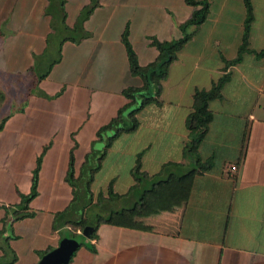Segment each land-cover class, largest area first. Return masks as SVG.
I'll return each mask as SVG.
<instances>
[{"label":"crops","instance_id":"obj_1","mask_svg":"<svg viewBox=\"0 0 264 264\" xmlns=\"http://www.w3.org/2000/svg\"><path fill=\"white\" fill-rule=\"evenodd\" d=\"M208 1L206 20L178 52L161 83L160 104L142 107L136 113L137 128L120 133L108 146L114 129L99 130L121 108L126 114L136 105L122 90L143 83L130 73L121 41L123 29L128 25L129 41L143 66L157 56L149 37L178 38L179 24L190 17L193 7L184 0H99L83 23L88 35L78 41L61 40L57 59L39 79L45 93L24 99L0 121L1 125L4 119L0 127L1 262L8 264L12 257L3 256L5 238L16 255L12 264H37L46 251L68 237L67 221L78 219L85 210L87 226L93 229L97 208L86 209L84 188L89 171L98 164L89 184L94 195L105 192L109 183L114 192L125 194L134 184L131 169L138 154L141 169L150 175L165 163L179 164L172 168L178 175L192 169L194 157L184 149L189 142L186 118L192 111L193 92L209 89L228 73L221 97L209 102L212 118L196 152L201 161L211 162L210 168L185 183L186 196L145 214L140 226L103 223L95 238L76 231L79 246L68 264H264V55L256 53L264 48V0L258 7L251 0L249 51L227 68L225 61L236 57L241 44L244 3ZM88 2L65 0L67 28L74 26ZM47 5L48 0H40L31 15L38 29L36 15L45 18L40 26L48 34ZM70 5L74 13L68 25ZM30 29L17 36L13 50L29 71L33 60L45 55L47 39V34L42 37L41 31ZM113 153L116 169L122 158L129 159L128 179L122 183L120 175L113 173L95 190L102 164ZM24 156H29L26 165ZM39 156L37 194L27 208L31 214L14 219L12 210L5 208L15 209L19 194L30 192ZM71 156L74 176L68 179ZM230 164L237 165L235 174L228 170Z\"/></svg>","mask_w":264,"mask_h":264},{"label":"trees","instance_id":"obj_2","mask_svg":"<svg viewBox=\"0 0 264 264\" xmlns=\"http://www.w3.org/2000/svg\"><path fill=\"white\" fill-rule=\"evenodd\" d=\"M184 2L193 7V11L188 19L179 24L180 36L170 40H159L155 37H149V43L157 50L156 58L146 65H140L130 41H129V28L125 26L121 33V41L125 47L129 70L132 75L138 76L142 79L141 86H128L122 90V94L130 99L131 102L136 103V107L130 109L126 114L124 108L120 109L116 116H114L108 124L103 126L100 130L113 128L114 134L108 138L107 146L111 140L122 132H133L138 125L136 113L145 105L149 103L160 104L161 83L167 77L170 64L176 59L178 52L195 34L199 26L206 20L209 14V1L208 0H184ZM245 7V18L243 22V31L241 35V44L238 47L237 55L232 60L225 61V68L238 62L244 52L249 51V34L252 22L254 20L253 4L251 0H243ZM99 6V0H89V2L81 9L74 26L69 29L65 25V0H48L47 7L52 13L51 21L64 30L70 31L75 36L66 37L73 41L88 35L83 28L84 21L90 16L95 8ZM45 9V12L47 10ZM50 13V14H51ZM65 38V39H66ZM60 48L58 47V51ZM257 55H264V48ZM43 74L42 76H44ZM228 73H224L216 81L212 82L209 89H195L192 95V111L186 118L187 128L189 130V142L185 146V154L194 157L195 166L181 175L172 171V168L179 167L176 163H165L162 165L159 172L155 174H148L141 169L140 154L137 155L135 164L131 169V175L134 184L129 188L125 194H118L113 191L112 184L109 183L105 192H98L94 195L90 190V182L93 179V174L99 168V164L89 171L86 179L84 192L88 197L86 209L97 208L96 223L91 232V238L96 237V231L100 224H117L140 226L143 222L144 215L154 213L157 209H164L172 200L181 198L187 195L188 187L185 186L187 181L190 182L195 174L203 172L210 168V161H201L196 156L198 146L203 139L208 124L212 118V113L209 110V102L213 99L221 97V88L228 79ZM5 95L0 92V109L5 103ZM4 122V119H3ZM0 125L2 127L3 125ZM100 161V159H99ZM41 164V156L37 158L36 166L33 170L31 181V189L27 194L20 193V202L15 209L10 207L6 210H12L13 218L19 219L26 215L31 214L27 208L29 202L37 194V176ZM74 176L73 157L71 156L68 179ZM95 198V200H93ZM72 203L69 205V208ZM71 232L69 238H76V231H82L88 225L86 219V210L76 220L67 221ZM9 238H5V248L3 249V256L12 255L8 264H12L16 260L14 251L9 247ZM89 249H93L90 245ZM49 251H46L47 253ZM44 253V254H45ZM43 254V255H44ZM0 264H5L1 262Z\"/></svg>","mask_w":264,"mask_h":264},{"label":"rangeland","instance_id":"obj_3","mask_svg":"<svg viewBox=\"0 0 264 264\" xmlns=\"http://www.w3.org/2000/svg\"><path fill=\"white\" fill-rule=\"evenodd\" d=\"M260 2H262V0H255L257 7ZM39 6L40 0H0V92H2L6 98L3 107L0 109V121L6 113H14L13 111L20 106L24 99L27 100L31 95L45 93L39 81L40 77L48 70L52 61L57 59L59 55L57 47L61 40L67 36H75L70 31L64 30L57 22L54 23L53 21L50 23L51 31L47 34V28L43 30L44 27L40 26V22L43 23L46 20L44 17H40L37 14L36 20H40L38 23L40 29H38L34 23L35 18L32 19L31 12L33 9L37 10ZM40 9H42V4ZM49 10L50 9L47 7L45 14L52 17V13L49 12ZM73 13L74 11L71 9L70 5L68 7V25L73 21ZM31 27L41 31L42 37H45L47 34V39L45 55L42 58L33 60V69L31 68L29 71L25 66V60L19 62V60L14 57L15 52L13 50L16 47L18 40L17 36H20L21 32L24 33ZM31 30L32 29L29 31ZM21 39L23 43L25 38L21 37ZM40 40L42 43V38ZM43 42H45L44 39ZM20 48L21 47H19V49ZM136 106L137 105H134L130 109ZM25 157L28 158L29 156H24V164L26 165L28 164V160ZM115 161L116 156L114 153L104 160L102 164L103 168L96 177L92 188L97 190L99 185L106 184L108 181L107 179L113 173H118V175H120L122 183L127 181L130 165L129 159L126 156L122 158L118 169L114 166ZM77 238L81 239L79 236H77Z\"/></svg>","mask_w":264,"mask_h":264},{"label":"water","instance_id":"obj_4","mask_svg":"<svg viewBox=\"0 0 264 264\" xmlns=\"http://www.w3.org/2000/svg\"><path fill=\"white\" fill-rule=\"evenodd\" d=\"M92 228L86 226L83 229V236L89 237ZM79 246V242L75 238L65 237L59 241L58 246L45 253L37 264H68L73 252Z\"/></svg>","mask_w":264,"mask_h":264},{"label":"built area","instance_id":"obj_5","mask_svg":"<svg viewBox=\"0 0 264 264\" xmlns=\"http://www.w3.org/2000/svg\"><path fill=\"white\" fill-rule=\"evenodd\" d=\"M228 170L230 171L231 174H235L238 170L236 164H230L228 165Z\"/></svg>","mask_w":264,"mask_h":264}]
</instances>
